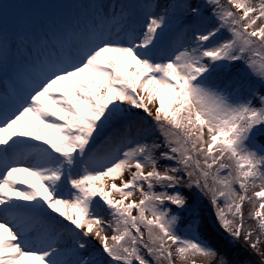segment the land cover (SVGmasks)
Instances as JSON below:
<instances>
[{
	"label": "snow or ice",
	"instance_id": "snow-or-ice-1",
	"mask_svg": "<svg viewBox=\"0 0 264 264\" xmlns=\"http://www.w3.org/2000/svg\"><path fill=\"white\" fill-rule=\"evenodd\" d=\"M0 264H264V0H0Z\"/></svg>",
	"mask_w": 264,
	"mask_h": 264
},
{
	"label": "rangeland",
	"instance_id": "rangeland-1",
	"mask_svg": "<svg viewBox=\"0 0 264 264\" xmlns=\"http://www.w3.org/2000/svg\"><path fill=\"white\" fill-rule=\"evenodd\" d=\"M241 245H242V241L241 242H238L236 246L239 247L241 251L243 250L242 253H243V256L244 257H248L249 254L246 251H244V249L241 247Z\"/></svg>",
	"mask_w": 264,
	"mask_h": 264
},
{
	"label": "trees",
	"instance_id": "trees-1",
	"mask_svg": "<svg viewBox=\"0 0 264 264\" xmlns=\"http://www.w3.org/2000/svg\"><path fill=\"white\" fill-rule=\"evenodd\" d=\"M241 252H243V250Z\"/></svg>",
	"mask_w": 264,
	"mask_h": 264
}]
</instances>
